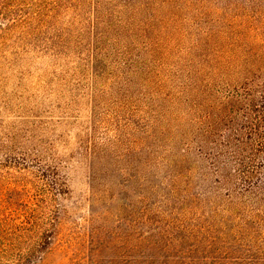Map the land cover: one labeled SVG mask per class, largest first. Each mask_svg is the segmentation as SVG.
Listing matches in <instances>:
<instances>
[{"label": "trees", "instance_id": "obj_1", "mask_svg": "<svg viewBox=\"0 0 264 264\" xmlns=\"http://www.w3.org/2000/svg\"><path fill=\"white\" fill-rule=\"evenodd\" d=\"M70 125L108 183L133 171L132 224L158 249L221 254L200 247L223 227L263 250L264 0H0V264L47 248L37 208L66 192Z\"/></svg>", "mask_w": 264, "mask_h": 264}, {"label": "rangeland", "instance_id": "obj_2", "mask_svg": "<svg viewBox=\"0 0 264 264\" xmlns=\"http://www.w3.org/2000/svg\"><path fill=\"white\" fill-rule=\"evenodd\" d=\"M84 112L80 117L82 120L88 116ZM84 127H80V130L70 125L59 131L65 142L57 146L58 167L61 181L66 184V192L55 197L50 195L51 199L48 197V203L44 206L39 203L37 211L47 218L44 226L52 228V236L47 248L31 264H241L240 261L264 264V257L260 256L264 248L257 247L258 239H255V243H249L251 247L248 251L243 246V243H248L242 239L234 240L235 234L230 228L221 227L227 236L225 243L213 239L212 235L200 247L213 246L221 250V254H178L180 249L172 248L170 238H162L161 235L153 234V238H150V241L160 242L159 249L149 240L146 241L143 238L145 225L141 222L132 224L129 208L130 200L134 197L129 195L132 189L126 181L129 184L136 181L130 179L133 171H127L123 178L114 175L109 183L104 174L100 177L91 157L82 150L78 141L79 136H85L83 131L88 128ZM10 172V187L24 184L32 188L35 183L26 172L16 169ZM116 182L127 184L118 187ZM135 184L139 192L143 182ZM11 207L13 214L20 210L17 205ZM244 233L250 234L247 230ZM192 240L188 248L199 244L194 238ZM225 250L229 254H224Z\"/></svg>", "mask_w": 264, "mask_h": 264}]
</instances>
